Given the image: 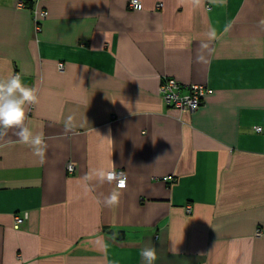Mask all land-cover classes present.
<instances>
[{
  "label": "crops",
  "instance_id": "1",
  "mask_svg": "<svg viewBox=\"0 0 264 264\" xmlns=\"http://www.w3.org/2000/svg\"><path fill=\"white\" fill-rule=\"evenodd\" d=\"M128 1L0 0V79L39 90L25 123L47 143L41 165L0 137V264H143L149 241L154 264H264V0ZM164 78L211 93L180 112ZM112 163L108 207L118 189L83 177Z\"/></svg>",
  "mask_w": 264,
  "mask_h": 264
},
{
  "label": "clouds",
  "instance_id": "2",
  "mask_svg": "<svg viewBox=\"0 0 264 264\" xmlns=\"http://www.w3.org/2000/svg\"><path fill=\"white\" fill-rule=\"evenodd\" d=\"M209 3L224 5L226 0H208ZM135 3V0H134ZM193 6H200L203 0H191ZM227 31V29H225ZM209 41L218 38L217 29L209 26L207 33ZM203 48H209L208 44H203ZM211 51H209V55ZM39 103V90L36 87L25 85L20 74L11 75L7 78L0 79V137L6 136L9 130H15L14 135L18 141L28 146L33 154L38 158L39 163H45V152L47 149L46 138L44 133L33 132L27 125L26 107ZM72 116L67 117L65 127L68 128L72 123ZM255 130V129H254ZM264 130V129H261ZM85 182L95 181L103 184H115L113 190L103 200L105 206L114 207L120 202L121 191L126 187V177L123 171L118 172L116 166H100L91 169L84 177ZM90 190V189H89ZM143 264H154L157 260V248L149 241L140 253Z\"/></svg>",
  "mask_w": 264,
  "mask_h": 264
},
{
  "label": "built area",
  "instance_id": "3",
  "mask_svg": "<svg viewBox=\"0 0 264 264\" xmlns=\"http://www.w3.org/2000/svg\"><path fill=\"white\" fill-rule=\"evenodd\" d=\"M23 3H18L17 8H23ZM161 7V6H160ZM127 8L130 11H141L142 5L138 0H129L127 3ZM33 20L35 25V30L39 31V21L46 19L48 13L44 10L35 9L32 11ZM57 69L59 72H63L64 66L62 64H58ZM185 90V93H183ZM211 93V90L203 85H189L184 87L178 81L170 78H164L161 80L159 85L158 94L164 103L169 108H175L180 112H195L197 111L203 103L205 96ZM120 172L121 170H117ZM66 172L68 174L74 173V166L71 163L66 165ZM125 174V173H124ZM126 177V175H125ZM168 178L167 180H169ZM115 186V184H113ZM116 188V186H115ZM125 189V188H124ZM185 213L189 215L191 210L189 207L185 208ZM27 214L22 217L14 218V228L18 229L24 221L27 220ZM257 235H260L258 232Z\"/></svg>",
  "mask_w": 264,
  "mask_h": 264
},
{
  "label": "water",
  "instance_id": "4",
  "mask_svg": "<svg viewBox=\"0 0 264 264\" xmlns=\"http://www.w3.org/2000/svg\"><path fill=\"white\" fill-rule=\"evenodd\" d=\"M109 235L112 236V237H114L115 234L112 233V232H110ZM120 235H123V233H122V232H118V233L115 235V236H116L115 239H116V240H120V239H119V236H120Z\"/></svg>",
  "mask_w": 264,
  "mask_h": 264
}]
</instances>
